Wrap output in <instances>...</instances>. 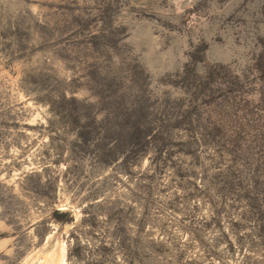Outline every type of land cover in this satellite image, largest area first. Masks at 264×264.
I'll list each match as a JSON object with an SVG mask.
<instances>
[{"label": "rangeland", "instance_id": "rangeland-1", "mask_svg": "<svg viewBox=\"0 0 264 264\" xmlns=\"http://www.w3.org/2000/svg\"><path fill=\"white\" fill-rule=\"evenodd\" d=\"M129 114L163 149L113 148ZM55 239L68 264H264V0H0V264Z\"/></svg>", "mask_w": 264, "mask_h": 264}, {"label": "trees", "instance_id": "trees-1", "mask_svg": "<svg viewBox=\"0 0 264 264\" xmlns=\"http://www.w3.org/2000/svg\"><path fill=\"white\" fill-rule=\"evenodd\" d=\"M215 68L218 65H214ZM214 74L210 71L207 73L206 85H209L213 81ZM189 114L190 112H186ZM182 117V116H181ZM161 122V121H160ZM117 132L113 135L112 145L114 149L123 150L130 149L126 153L131 155H137L138 152L143 149H149L151 146H155L156 149H163L165 146L161 141H158L161 137L162 125H148L143 121L142 117H137L134 114L126 115L125 118L116 123ZM156 144H160L157 147ZM124 159V158H123Z\"/></svg>", "mask_w": 264, "mask_h": 264}, {"label": "bare ground", "instance_id": "bare-ground-1", "mask_svg": "<svg viewBox=\"0 0 264 264\" xmlns=\"http://www.w3.org/2000/svg\"><path fill=\"white\" fill-rule=\"evenodd\" d=\"M78 218V215H75ZM70 223L63 225L65 231L70 230ZM51 237L47 239L49 241ZM37 264H68L66 244L60 239H55L49 248H44L43 251H37L35 254Z\"/></svg>", "mask_w": 264, "mask_h": 264}]
</instances>
